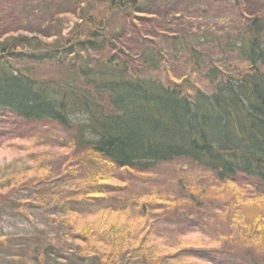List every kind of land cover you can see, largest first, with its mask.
I'll return each mask as SVG.
<instances>
[{
  "label": "trees",
  "instance_id": "trees-1",
  "mask_svg": "<svg viewBox=\"0 0 264 264\" xmlns=\"http://www.w3.org/2000/svg\"><path fill=\"white\" fill-rule=\"evenodd\" d=\"M104 1L111 15L96 17ZM64 17L75 24L66 33ZM0 116L53 125L69 152L61 176L54 163L34 158L23 173H33L36 188L26 173L11 183V171L0 170L1 217L15 191L26 189L18 206L45 220L5 235L18 264H181L208 255L164 245L150 249L157 260L149 259L143 243V253L139 243H120L129 231L108 226V236H93L76 228L72 214L107 198L130 203L126 185L111 178L173 161L197 172L189 187L176 185L197 211L213 207L196 184L213 190L253 179L264 195V0H0ZM235 192L234 229L219 239L229 245L216 262L264 264V216L252 208L244 215L245 200Z\"/></svg>",
  "mask_w": 264,
  "mask_h": 264
},
{
  "label": "rangeland",
  "instance_id": "rangeland-1",
  "mask_svg": "<svg viewBox=\"0 0 264 264\" xmlns=\"http://www.w3.org/2000/svg\"><path fill=\"white\" fill-rule=\"evenodd\" d=\"M4 1L11 3L14 0ZM108 7V2L104 1L93 12L96 13V17L102 16L101 13H103V16L106 14L108 18L111 15ZM15 11L17 12L16 8ZM63 19L64 23L66 22L64 33L71 31L75 27L74 21L71 20L68 22L65 17ZM64 137V132L56 130L50 124H32L14 119L13 117L0 116V170L3 168L6 173H10L11 171V178H13L11 183H17L23 178V174L26 173H23V170L28 171L29 168L33 167V161L36 157L35 161L43 158V161L48 159L50 162H46L47 167L52 166V163H54L57 169L56 173L61 176L64 174V171L59 172V164L65 158L64 155L69 153L67 149L63 148L66 147L64 146L65 140L60 143V139H64ZM67 157L69 156L67 155ZM68 160H64L63 163H67ZM115 171H117L116 168ZM52 173L48 175L47 179H53L55 177ZM195 174L197 172L194 168L179 161L161 164L151 172L136 173L122 171L117 178H111L110 181H114V184L118 185L117 187L126 185L122 191L125 197L129 198L133 196V200L138 199V202H144L145 204L148 202V204L145 206H143V203L135 204L132 202L133 200L129 203V200L126 199L117 201L118 203L114 201L110 205V200L107 198L103 206L72 214L73 220H76L80 224L76 228L85 230L89 234L94 233L93 236H96L97 232L108 236V231L112 230L109 227H118L115 234H118L122 230L129 231L130 235L128 232L129 236L124 237L120 243L126 239L132 241V243H139V252L143 253V251H146L151 253L149 259L157 260L156 254L152 253L150 249L160 250V248L157 249L156 247H163L165 245L170 250L185 247L204 250L210 255L203 257H183L181 260H178L181 264H217L216 261L220 260L219 257L223 256V253H217L218 250H221L222 247L225 249L227 247L226 245H229L222 244L219 239H223V242L225 240L227 241L229 238H227L226 233L230 232L231 228L234 229L232 218L237 213L234 206L237 203L233 202L235 195L231 193L237 191L235 193L241 195V200L242 198L245 200L243 203L244 215L247 210L252 208L254 213L258 212L264 216V195L257 192L256 181L253 179L250 181L238 179L234 183H226L222 187L214 185L213 190L206 185L208 182L206 184H196V187L204 186L206 188L205 191L199 189L196 191H201V197L205 198V200H208L206 197H209L212 200L213 207L212 210L209 207H204L197 211L191 205L192 202L186 201L185 198L187 195L183 196L176 186L186 185L187 182L192 180L191 177ZM24 176L26 177L25 179L32 181L31 185H29L31 188L34 186V188L39 187V182L35 180L33 173L29 172ZM47 182L49 187L50 182ZM260 190L264 192V188H260ZM22 193L28 192L26 189L15 191L14 195L11 196L12 206L10 205L11 207L7 211V216L3 215L1 217L2 213L0 215V264H18V259L15 256H10V248L7 247L8 245L4 241L6 234L22 233V229L23 232L26 230L24 228H29L33 225L40 228L44 225L41 223L45 221L43 218H40L38 215L30 216V214L26 213L25 208L18 206L20 202L17 197L18 194L22 195ZM160 195L169 196L171 200H168L169 202L161 201L158 203L160 201L158 198ZM174 195L178 197L174 199ZM25 196L21 197V201H28V197ZM223 200L226 201L225 209L222 206ZM250 201L257 204L249 206ZM123 203L127 208L120 209ZM223 210L225 212L222 214ZM151 213L154 214L152 215ZM220 214L221 216H219ZM241 224H243V221H241ZM137 225H142L139 229H143L138 234H136L137 232H133ZM96 228H99V231ZM232 232L233 230L230 233ZM261 232L262 237H264V229ZM222 234L224 238H221L220 235ZM231 241L239 245L235 241ZM142 243L144 244L143 251L140 248L143 245ZM245 248L247 249V247ZM246 249L243 248L241 251H246ZM262 252L264 253V251L259 250V254ZM11 253L13 254V252ZM212 255L213 258H211ZM239 257L240 255L234 257V259L238 261ZM35 262L36 264L41 263H38V261ZM131 262L134 264L136 261ZM70 264L74 263L70 262ZM224 264L232 263L229 260ZM233 264L237 263L233 262Z\"/></svg>",
  "mask_w": 264,
  "mask_h": 264
}]
</instances>
